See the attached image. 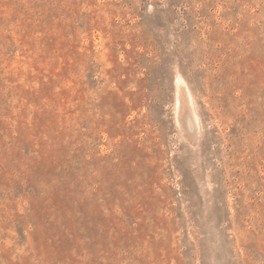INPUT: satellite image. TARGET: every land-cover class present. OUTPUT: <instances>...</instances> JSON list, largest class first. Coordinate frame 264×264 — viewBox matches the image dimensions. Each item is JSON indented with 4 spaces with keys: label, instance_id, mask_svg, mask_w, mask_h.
<instances>
[{
    "label": "rangeland",
    "instance_id": "obj_1",
    "mask_svg": "<svg viewBox=\"0 0 264 264\" xmlns=\"http://www.w3.org/2000/svg\"><path fill=\"white\" fill-rule=\"evenodd\" d=\"M0 264H264V0H0Z\"/></svg>",
    "mask_w": 264,
    "mask_h": 264
}]
</instances>
